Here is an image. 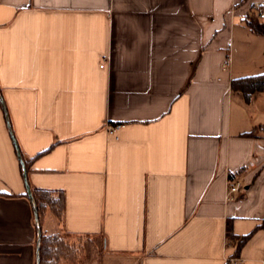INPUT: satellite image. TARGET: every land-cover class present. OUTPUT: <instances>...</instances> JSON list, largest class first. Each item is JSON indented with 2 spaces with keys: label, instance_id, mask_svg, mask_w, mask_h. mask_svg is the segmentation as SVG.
Masks as SVG:
<instances>
[{
  "label": "crops",
  "instance_id": "0c3cea01",
  "mask_svg": "<svg viewBox=\"0 0 264 264\" xmlns=\"http://www.w3.org/2000/svg\"><path fill=\"white\" fill-rule=\"evenodd\" d=\"M260 8L0 0V96L29 186L65 198L42 232L100 238L97 264H264V90H230L264 74V34L244 25ZM25 194L0 102V264H36ZM227 228L248 236L237 252Z\"/></svg>",
  "mask_w": 264,
  "mask_h": 264
},
{
  "label": "trees",
  "instance_id": "16d2710c",
  "mask_svg": "<svg viewBox=\"0 0 264 264\" xmlns=\"http://www.w3.org/2000/svg\"><path fill=\"white\" fill-rule=\"evenodd\" d=\"M261 10L262 8L258 9V12ZM244 25L254 35L264 34V20L259 19L257 16H253L251 18L246 19L244 21ZM230 90L232 92L240 94L243 102L248 103L255 94L264 90V74L231 80ZM12 141H15L14 136L12 138ZM19 152L22 157L23 164L25 166L26 174L28 175L29 167L32 160H25L20 150ZM20 172L24 180L23 169L21 165ZM30 191L33 197V201L35 203L39 222H41V219L46 213V211L50 212L52 216L59 222L63 219L65 208V198L63 192L31 188ZM25 196H27V193L25 194ZM226 235L228 239L235 241L236 252L239 250L241 245L245 242L248 237L243 236L237 238L230 233V230L228 228ZM79 239L90 240V246L92 250L89 251L86 249L88 251V255L86 258L89 260H87V264H97L102 254V245L100 238H97L95 236H76L68 233L49 235L42 231L39 243V264H63L64 257H62V255H65V252L69 250L71 252H79L80 254H82V252H85L86 250L84 249V247H80L81 243L77 246L74 245L75 241Z\"/></svg>",
  "mask_w": 264,
  "mask_h": 264
},
{
  "label": "built area",
  "instance_id": "2783aa9c",
  "mask_svg": "<svg viewBox=\"0 0 264 264\" xmlns=\"http://www.w3.org/2000/svg\"><path fill=\"white\" fill-rule=\"evenodd\" d=\"M256 16L261 19L264 20V8H262L261 11L257 12ZM230 59L229 57H226L222 67L223 68H227L229 65ZM116 130L115 127H108L107 131L109 134H112L114 131ZM243 190V183L238 181V180H234L231 182H228L227 186H226V190L224 193V199L226 201L231 200L233 198H235L240 192H242ZM223 264H241V261L239 259H237L236 257L230 256L224 259V263Z\"/></svg>",
  "mask_w": 264,
  "mask_h": 264
},
{
  "label": "water",
  "instance_id": "95a60500",
  "mask_svg": "<svg viewBox=\"0 0 264 264\" xmlns=\"http://www.w3.org/2000/svg\"><path fill=\"white\" fill-rule=\"evenodd\" d=\"M0 102H1V104L3 106L4 111H5V118H6V121H7V127H8V130H9V134L11 135V138H13V133H12V130H11V127H10V123L8 121V118H7L5 105L3 103V100L1 98V96H0ZM13 144H14V147H15V150H16L17 159H18V161H19V163H20V165H21V167L23 169V177H24V184H25V188H26V193H27L28 199L31 202V205H32V208H33L34 221H35V226H36V230H37L36 264H39V243H40V238H41V226H40V222H39V219H38L37 210L35 208V203L33 201V197H32L28 182H27V174H26L25 166L23 164L22 157H21L20 152H19V148H18V146H17L15 141H13Z\"/></svg>",
  "mask_w": 264,
  "mask_h": 264
},
{
  "label": "rangeland",
  "instance_id": "374dc122",
  "mask_svg": "<svg viewBox=\"0 0 264 264\" xmlns=\"http://www.w3.org/2000/svg\"><path fill=\"white\" fill-rule=\"evenodd\" d=\"M79 244H80V247L81 246L84 247L85 250L86 249L89 250V251L92 250L91 246H90L91 244H90V240L89 239H87V240H85V239L76 240L74 245L77 246ZM87 250L85 251L86 254H85V252H82V254H80L79 252H71L70 250H69L70 252L69 251L65 252V255H62V257H64L63 258V264H87L88 261H89L86 258L87 255H88V251Z\"/></svg>",
  "mask_w": 264,
  "mask_h": 264
}]
</instances>
